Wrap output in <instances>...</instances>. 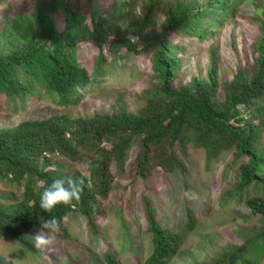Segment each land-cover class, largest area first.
Wrapping results in <instances>:
<instances>
[{
    "label": "trees",
    "instance_id": "1",
    "mask_svg": "<svg viewBox=\"0 0 264 264\" xmlns=\"http://www.w3.org/2000/svg\"><path fill=\"white\" fill-rule=\"evenodd\" d=\"M232 1L176 4L161 36L145 40L142 47L128 33L115 31L103 14L87 23L81 14L68 11L57 21L47 8L49 0L39 2L32 14L14 19L11 31L23 39L24 47L8 57L0 54L2 107L21 112L43 100L77 106L122 76L117 61L129 54L137 58L140 73L155 74L156 85L143 92L135 111L120 100L109 111L76 118L63 112L0 130V246L45 264H118L127 248L133 256L124 264H168L196 220L187 210L184 231L171 228L161 196L164 189L155 182L163 177L181 180L190 149L203 153L207 167L234 151L241 172L223 204L233 194L242 199L254 192L251 216L259 214L264 222V36L232 79L221 84L216 61L208 78H181L185 63L180 54L194 40L203 43L218 32L242 2ZM145 16L136 23L138 34L148 28L151 15ZM83 42L93 50L81 56ZM89 160L92 188H85L78 203L53 210L51 215L61 222L57 242L50 250L37 249L32 234L39 218H49L39 207L40 193L54 178L78 177L80 162ZM137 199L145 226L132 230L135 219L129 214L135 212ZM110 218L122 239L117 248L107 243L110 229L116 228L108 226ZM77 229L106 247L93 251L75 236ZM258 235L239 240L236 250L221 253L210 264H264V234ZM82 249L86 252L79 255ZM0 264L15 262L0 251Z\"/></svg>",
    "mask_w": 264,
    "mask_h": 264
},
{
    "label": "rangeland",
    "instance_id": "2",
    "mask_svg": "<svg viewBox=\"0 0 264 264\" xmlns=\"http://www.w3.org/2000/svg\"><path fill=\"white\" fill-rule=\"evenodd\" d=\"M43 0H0V54L4 57L24 47L23 39L12 33L14 19L23 13L32 14L35 7ZM47 8L53 9L57 21H62L68 11H75L89 23L93 16L103 14L115 31L128 33L132 42L142 47V43L152 37H160L162 27L169 12L176 4L194 2L205 5L206 0H49ZM241 1L233 0L232 2ZM146 20L148 28L141 34L136 31V23ZM33 20V19H32ZM35 26H37L34 20ZM264 36V7L262 0H242L236 13L227 18L218 32L206 42L194 40L180 56L184 61L185 73L181 78L186 82L197 76L208 78L209 69L216 61L218 78L221 84L232 79L239 67H244L247 60L252 59L255 43ZM93 47L86 42L80 44V55L92 52ZM137 58L129 54L117 61V69L123 75L107 81L108 88L91 95L81 104L69 108L61 107L43 100L26 110L16 112L9 105L0 106V130L17 126L20 122L32 118H46L51 115L67 112L71 117L91 115L96 111H109L120 100L127 108L135 111L141 106L140 96L146 89L154 87L155 74L151 71L137 69ZM136 147L133 148V151ZM234 151L225 153L222 161L211 167L205 165L204 155L200 151L189 150L187 168L181 180L174 177H163L157 180L158 189H164L161 194L164 202L167 224L176 232L184 231L186 212L190 210L195 217L196 225L182 244L179 252L168 264H210L215 262L223 252L237 249V242L264 234V222L258 220L259 214L251 216L250 205L254 192L242 199L234 195L228 199L227 205L223 199L228 197V191L234 188L241 172V162H234ZM241 160V159H240ZM242 161V160H241ZM231 163V164H229ZM148 190V187L146 188ZM140 190L137 192L139 195ZM135 219L132 230L145 226V214L136 200L134 213L129 214ZM107 243L116 245L122 242L118 238V228L110 218ZM78 234V235H77ZM75 236L93 251L100 252L105 243L97 246L88 233L77 229ZM258 235V236H259ZM102 239V238H101ZM85 245V246H86ZM117 248V245L115 246ZM115 249V248H114ZM126 249V248H125ZM0 251L12 258L15 264H45L33 255L16 253L4 244ZM86 250L82 249V254ZM128 248L120 257L124 264L133 255ZM78 255V256H79ZM84 264H90L87 261Z\"/></svg>",
    "mask_w": 264,
    "mask_h": 264
},
{
    "label": "clouds",
    "instance_id": "3",
    "mask_svg": "<svg viewBox=\"0 0 264 264\" xmlns=\"http://www.w3.org/2000/svg\"><path fill=\"white\" fill-rule=\"evenodd\" d=\"M93 164L82 161L79 164L80 174L78 177L54 178L39 195V207L43 212L49 214V218H39V227L32 234V242L37 249L50 250L57 242L56 234L60 229V220L51 215L58 205L72 206L79 202L85 191L92 188L88 178V172Z\"/></svg>",
    "mask_w": 264,
    "mask_h": 264
}]
</instances>
